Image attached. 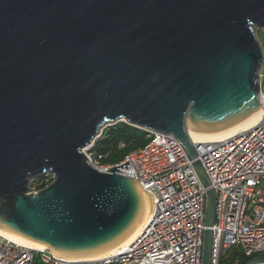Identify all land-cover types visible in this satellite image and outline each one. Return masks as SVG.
Wrapping results in <instances>:
<instances>
[{
  "label": "water",
  "instance_id": "water-1",
  "mask_svg": "<svg viewBox=\"0 0 264 264\" xmlns=\"http://www.w3.org/2000/svg\"><path fill=\"white\" fill-rule=\"evenodd\" d=\"M257 31L264 0H0V228L68 259L127 241L153 197L118 174L129 162L102 172L85 150L125 122L173 134L195 160L189 128L218 134L261 110ZM215 204L211 189L203 264Z\"/></svg>",
  "mask_w": 264,
  "mask_h": 264
},
{
  "label": "built area",
  "instance_id": "built-area-1",
  "mask_svg": "<svg viewBox=\"0 0 264 264\" xmlns=\"http://www.w3.org/2000/svg\"><path fill=\"white\" fill-rule=\"evenodd\" d=\"M260 106L262 118L255 128L219 142L192 140L197 158L191 161L173 134L145 131L148 142L143 147L116 165L99 166L92 150L108 127L102 130L85 150L86 156L102 172L129 162L131 168H117L118 174L139 182L154 201L145 227L125 247L104 258L86 260L29 249L0 233V264H203L207 194L211 189L216 192L211 264H222L233 251L237 254L234 264L240 262L241 255L249 262L264 258L263 89ZM124 147L119 145V149ZM196 162L204 167L210 187L202 183ZM133 169L136 177L122 174Z\"/></svg>",
  "mask_w": 264,
  "mask_h": 264
},
{
  "label": "trees",
  "instance_id": "trees-1",
  "mask_svg": "<svg viewBox=\"0 0 264 264\" xmlns=\"http://www.w3.org/2000/svg\"><path fill=\"white\" fill-rule=\"evenodd\" d=\"M262 34V33H260ZM264 49V45H263ZM264 85V78L262 87ZM147 133L141 129L134 128L128 124H117L109 127L103 134L92 150L93 159L103 166L116 165L122 162L131 152L143 147L147 142ZM123 143L124 148L119 149V145ZM51 183V178H40L31 183L33 191L45 189ZM231 254V253H230ZM236 255H229L222 264H234ZM238 264H247L248 258L242 255L239 257Z\"/></svg>",
  "mask_w": 264,
  "mask_h": 264
},
{
  "label": "bare ground",
  "instance_id": "bare-ground-1",
  "mask_svg": "<svg viewBox=\"0 0 264 264\" xmlns=\"http://www.w3.org/2000/svg\"><path fill=\"white\" fill-rule=\"evenodd\" d=\"M261 118H262V109L254 117H252L246 124L241 125L235 129H231V130L221 132L218 134H206V133L196 131L195 129L189 128V135H190L191 139L194 141V143H207V142H211V141H214V142L215 141H217V142L224 141L228 137L236 135L239 132L247 131V130L255 128L258 125V123L260 122ZM147 200H148L147 215H146L144 221L141 223V225L137 229V231L127 241H125L123 244H121L120 246H118L117 248H115L111 251L100 253V254H95V255H90V256H82L79 259L86 260V259L104 258V257L114 253L118 249L123 248L126 245L133 242V240L136 238V236L145 227V225L148 223V221L151 218L152 211H153V200L151 197H148V196H147ZM0 233L4 237L9 239L10 241H12L18 245H21L23 247H26L29 249H34V250H46L47 249L44 245L30 241L24 237H21V236L16 235L12 232L6 231L2 228H0Z\"/></svg>",
  "mask_w": 264,
  "mask_h": 264
},
{
  "label": "rangeland",
  "instance_id": "rangeland-1",
  "mask_svg": "<svg viewBox=\"0 0 264 264\" xmlns=\"http://www.w3.org/2000/svg\"><path fill=\"white\" fill-rule=\"evenodd\" d=\"M257 38H258V40H259V42L261 43V45L263 46L264 45V33H262V34H260L258 31H257ZM263 74H264V72H263ZM264 77V76H263ZM262 89H263V91H264V85H263V87H262ZM121 123H123V124H127V123H125V122H117L116 124H113V125H111V126H114V125H117V124H121ZM111 126H109V127H111ZM108 127V128H109ZM107 128V129H108ZM106 129V130H107ZM105 130V131H106ZM102 139V138H101ZM90 152L89 151H87V154H89ZM99 166H103V165H101L100 163H99ZM31 187V186H30ZM235 253H234V251L231 253V255H234Z\"/></svg>",
  "mask_w": 264,
  "mask_h": 264
}]
</instances>
